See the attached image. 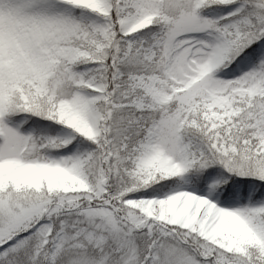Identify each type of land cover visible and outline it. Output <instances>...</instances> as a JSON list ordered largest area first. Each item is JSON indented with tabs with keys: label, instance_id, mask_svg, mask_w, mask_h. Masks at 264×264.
Listing matches in <instances>:
<instances>
[{
	"label": "snow or ice",
	"instance_id": "1",
	"mask_svg": "<svg viewBox=\"0 0 264 264\" xmlns=\"http://www.w3.org/2000/svg\"><path fill=\"white\" fill-rule=\"evenodd\" d=\"M0 264H264V0H0Z\"/></svg>",
	"mask_w": 264,
	"mask_h": 264
}]
</instances>
